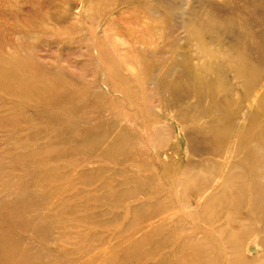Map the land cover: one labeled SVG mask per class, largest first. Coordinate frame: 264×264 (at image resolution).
Instances as JSON below:
<instances>
[{
	"label": "rangeland",
	"instance_id": "374dc122",
	"mask_svg": "<svg viewBox=\"0 0 264 264\" xmlns=\"http://www.w3.org/2000/svg\"><path fill=\"white\" fill-rule=\"evenodd\" d=\"M0 264H264V0H0Z\"/></svg>",
	"mask_w": 264,
	"mask_h": 264
}]
</instances>
